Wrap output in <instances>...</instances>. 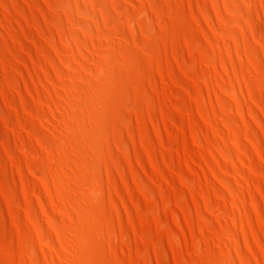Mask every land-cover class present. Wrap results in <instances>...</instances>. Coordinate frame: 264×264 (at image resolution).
I'll list each match as a JSON object with an SVG mask.
<instances>
[{
  "label": "bare ground",
  "instance_id": "obj_1",
  "mask_svg": "<svg viewBox=\"0 0 264 264\" xmlns=\"http://www.w3.org/2000/svg\"><path fill=\"white\" fill-rule=\"evenodd\" d=\"M0 264H264V0H0Z\"/></svg>",
  "mask_w": 264,
  "mask_h": 264
},
{
  "label": "rangeland",
  "instance_id": "obj_2",
  "mask_svg": "<svg viewBox=\"0 0 264 264\" xmlns=\"http://www.w3.org/2000/svg\"><path fill=\"white\" fill-rule=\"evenodd\" d=\"M138 100V101H137ZM139 102V103H138ZM142 95L139 94L137 97H136V102H134V122H136V126H140L141 125V122H140V110L142 109ZM141 132V130H140ZM176 154L178 153L177 151L175 152Z\"/></svg>",
  "mask_w": 264,
  "mask_h": 264
}]
</instances>
